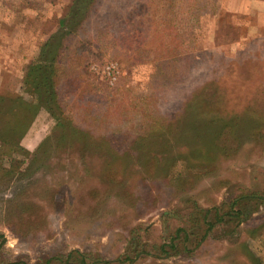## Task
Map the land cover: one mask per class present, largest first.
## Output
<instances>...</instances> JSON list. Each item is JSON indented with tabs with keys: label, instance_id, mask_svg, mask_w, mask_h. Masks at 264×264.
<instances>
[{
	"label": "rangeland",
	"instance_id": "1",
	"mask_svg": "<svg viewBox=\"0 0 264 264\" xmlns=\"http://www.w3.org/2000/svg\"><path fill=\"white\" fill-rule=\"evenodd\" d=\"M71 2L0 0V91L21 92L25 66ZM71 42L60 65V97L66 114L95 139L87 149L58 147L55 120L38 112L20 139L29 153L21 173L0 176V264H63L58 259L76 250L90 256L88 264H98L95 257L117 264L135 233L150 249L165 240V228L182 226L188 199L212 207L264 190V135L246 137L264 132V0H99ZM192 101L212 116L234 115L242 130L241 144L229 133L217 139L230 153L212 162V173L193 178L198 168L177 163L173 177L135 171L121 187L100 177L101 137L127 146V138L161 136L165 121L174 120L171 133L182 131L189 110L201 124L209 113H196ZM183 167L182 191L172 180ZM151 194L159 196L157 206H141ZM24 203L34 214H20ZM244 212L247 219L218 225L195 254L142 256L134 264H248L244 252L264 262V204Z\"/></svg>",
	"mask_w": 264,
	"mask_h": 264
},
{
	"label": "trees",
	"instance_id": "2",
	"mask_svg": "<svg viewBox=\"0 0 264 264\" xmlns=\"http://www.w3.org/2000/svg\"><path fill=\"white\" fill-rule=\"evenodd\" d=\"M98 5L99 0H72L68 6V12L59 21L58 29L41 42L37 54L25 66L21 92L0 91V176L15 172L21 173L20 168L29 157V153L28 150L25 151L20 139L28 131L41 109L48 111L56 122V129L59 131L58 147L65 148L68 144L72 147L73 144H82V148L87 149L89 140L95 139L93 135L88 136L87 129L81 128L66 114L65 105L60 97L58 78L60 65L69 53L71 40L81 32L84 23L92 16ZM197 102H199V98ZM192 108L198 109L196 113L203 115L206 112L209 115H203L205 119L200 120L203 121L201 124H197L196 120L193 121V113L189 110L185 115H190L188 116L190 119L188 117L187 119L181 118L182 126L185 125L182 131L178 130L171 133L174 120L165 121L160 129L166 132L160 133L161 136H155V133L150 132L145 136L127 138V146L121 139H113L110 143L109 136L98 138L97 149L100 151L98 157L101 161V167L98 170L100 177L121 187L123 184H128L130 179L136 175L135 171L141 177L143 172L156 177H173L177 163H183L187 168H198L201 173L194 174L193 178L212 173L214 169L211 168V165L219 157L230 153V146L217 143V139L229 133V136L238 138V144H241L243 136L239 133L242 130L238 129L237 131L240 124L237 121L238 118L236 119L232 114L231 116L223 115L221 112L220 115L212 116L211 111H206L203 104L197 103L196 105L193 101ZM251 115L248 114V116ZM254 115L259 114L254 113ZM181 120L178 119L179 122ZM257 120L260 119L257 118ZM263 135L264 132L260 129L254 130L252 135L246 137L254 138ZM259 139L262 140V138ZM157 146L160 148L156 149ZM176 146H180V148L174 149ZM80 150L82 151V149ZM20 152L26 157L18 161V153ZM7 158L10 161L6 166L4 161ZM34 161H37V158H34ZM152 162L155 165H150ZM140 168L142 169L139 170ZM186 171L183 167V170L176 173L175 181L172 180L173 185L179 190L185 187L183 173ZM119 191L122 193L121 190ZM158 197L153 194L146 196L145 199H149V203L144 204V199L141 206L156 207ZM187 203L189 211L184 216L182 226L174 229L165 228L167 229L165 240L154 244L150 249H146V246L142 247L140 244L142 236L135 233L130 240L128 252L124 258L117 260L119 262L117 264H134L142 256L152 255L166 258L180 254L192 255L197 253L200 247L210 239L212 232L218 225L230 223L234 221L233 219L242 222L248 218L244 212L245 208L253 205V208L258 209L260 205L264 204V190L244 191L228 201L212 207H204L197 198L188 199ZM137 205L133 199L131 206L136 207ZM18 211L21 212V215L25 211L30 215L34 214L32 206L28 203L20 205ZM242 214L244 216L240 218ZM165 216L169 217V212L164 213L163 217ZM235 228L237 230L239 227L235 226ZM255 228L252 229L253 234L257 232ZM242 246L239 244L238 248L241 250ZM249 253L244 252L243 261L248 259V264H264L261 257ZM88 257H90L88 254L76 250L61 256L58 260L63 264H88ZM92 259L95 261L93 263L115 264V262L96 257Z\"/></svg>",
	"mask_w": 264,
	"mask_h": 264
},
{
	"label": "built area",
	"instance_id": "3",
	"mask_svg": "<svg viewBox=\"0 0 264 264\" xmlns=\"http://www.w3.org/2000/svg\"><path fill=\"white\" fill-rule=\"evenodd\" d=\"M111 69V68H110ZM110 69H108V70H110Z\"/></svg>",
	"mask_w": 264,
	"mask_h": 264
}]
</instances>
